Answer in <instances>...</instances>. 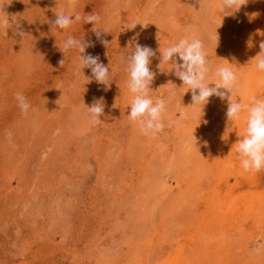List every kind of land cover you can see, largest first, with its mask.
<instances>
[{"label": "rangeland", "instance_id": "obj_1", "mask_svg": "<svg viewBox=\"0 0 264 264\" xmlns=\"http://www.w3.org/2000/svg\"><path fill=\"white\" fill-rule=\"evenodd\" d=\"M61 11L82 19L52 27ZM93 13L100 39L83 20ZM68 36L94 45L84 54L109 68L108 85L77 50L61 52ZM181 38L201 39L213 69L236 72L233 100L264 99L253 60L264 0H0V264H264V170L241 167L243 114L229 122L217 96L192 105L171 61L161 64ZM137 43L155 52L149 97L167 102L154 135L128 117ZM100 98L94 124L86 107Z\"/></svg>", "mask_w": 264, "mask_h": 264}, {"label": "clouds", "instance_id": "obj_2", "mask_svg": "<svg viewBox=\"0 0 264 264\" xmlns=\"http://www.w3.org/2000/svg\"><path fill=\"white\" fill-rule=\"evenodd\" d=\"M223 6L231 9H240L244 5V0H222ZM70 6H75L76 0H68ZM4 11V10H3ZM82 17L63 11L56 14L52 27L58 29H68L74 21H80ZM84 23L93 24L92 31L97 39L101 38V31L95 25L100 23L101 18L97 14L84 15ZM23 36V32H19ZM101 43L108 45V41L101 40ZM91 42L84 39L78 40L73 36H68L63 43L61 52L65 55L69 50L75 49L79 53V61L82 69H91L92 77L97 83L108 85L110 70L102 62L99 56L91 54L85 55L88 47H93ZM261 52L253 59L256 61L255 68L259 72H264V42L260 44ZM155 56L153 49L146 45H135V50L128 57V88L133 93L128 117L138 124L140 130L145 135L156 134L163 131L165 127L164 114L167 111V102L164 99H157L155 103L149 97L150 85L154 80V73L150 70L151 58ZM177 58L182 63H177ZM171 61L175 75L192 91V105L209 102V98L217 96L221 100L228 99L226 117L229 122L239 121L242 118L245 123L244 135L237 142L236 151L241 161V167L245 172H260L264 170V99L253 98L250 103L243 104L239 99L232 97L239 88V79L231 67L210 66L205 53L204 43L199 38H181L177 43L164 49L162 53V63ZM61 65L64 60L60 61ZM229 65H232L228 63ZM212 72L218 78L216 83L206 84L208 74ZM209 85H214L210 87ZM230 94V95H229ZM18 106L22 114L26 115L30 105L22 94H16ZM86 107V106H85ZM91 115L94 124H102L100 117L104 114L103 98L96 100L92 106L86 107ZM9 140L11 133H8Z\"/></svg>", "mask_w": 264, "mask_h": 264}]
</instances>
